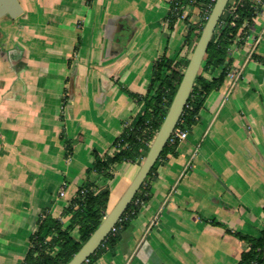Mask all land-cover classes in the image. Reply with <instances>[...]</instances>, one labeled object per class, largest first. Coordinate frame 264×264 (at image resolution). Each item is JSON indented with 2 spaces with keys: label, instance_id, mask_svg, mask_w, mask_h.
Instances as JSON below:
<instances>
[{
  "label": "crops",
  "instance_id": "crops-1",
  "mask_svg": "<svg viewBox=\"0 0 264 264\" xmlns=\"http://www.w3.org/2000/svg\"><path fill=\"white\" fill-rule=\"evenodd\" d=\"M19 1L21 15L0 18V264H22L44 210L67 220L71 198L34 194L54 170L69 182L62 131L86 152L112 153L143 107L124 89L143 95L155 61L183 55L188 28L179 19L170 30V0ZM230 49L231 72L153 173L150 199L91 264H238L248 244L236 233L264 229V63L251 57H264V4ZM126 164L128 186L138 169Z\"/></svg>",
  "mask_w": 264,
  "mask_h": 264
},
{
  "label": "trees",
  "instance_id": "trees-1",
  "mask_svg": "<svg viewBox=\"0 0 264 264\" xmlns=\"http://www.w3.org/2000/svg\"><path fill=\"white\" fill-rule=\"evenodd\" d=\"M233 1L234 11L229 13L228 8ZM262 2L263 5L264 0ZM214 3L215 1L212 0L169 1L170 9L165 20L170 30L175 28V23L179 19H183L188 24L184 39L186 49L193 50L206 22V19L197 24L190 22L189 15H183L186 5L192 4L197 16L200 17L204 10L211 11ZM262 5H256L252 0L229 1L212 36L200 72L176 129L189 132L199 122V113L207 97L221 87L229 73L232 64L229 52L231 46L245 43L249 28L254 23ZM234 14L237 17L235 25H232L231 20ZM251 57L264 63V57L257 53H253ZM188 61V54L176 61L164 53L153 64L151 80L143 95L124 89L142 104V110L130 124L125 123L122 132L113 141L112 146L115 149L112 153L100 154L97 150L92 151L93 162L86 170L88 176L76 189L62 212V217L66 216L67 220L63 221L61 217H55L46 213L45 210L41 213L38 228L30 236L31 246L22 264H66L87 241L110 209L108 207L111 193L110 182L116 177L115 167L123 162L134 163L138 158L146 156L167 114ZM218 69L221 71L215 75ZM61 138L65 143V157L69 158L74 149V141L67 138L64 131L61 133ZM178 145V141L169 139L138 192L114 226L115 230H111L98 249L83 264H91L103 252L116 247L121 239L122 231L138 215L143 204L150 199L149 182L153 173L162 162L168 159L169 154L178 155L176 151ZM93 172L104 177L106 181L99 184L91 180L89 175ZM236 236L248 244L238 264H264V229L258 236L238 232Z\"/></svg>",
  "mask_w": 264,
  "mask_h": 264
},
{
  "label": "water",
  "instance_id": "water-1",
  "mask_svg": "<svg viewBox=\"0 0 264 264\" xmlns=\"http://www.w3.org/2000/svg\"><path fill=\"white\" fill-rule=\"evenodd\" d=\"M229 1L230 0H215L202 28L200 37L189 57L188 64L183 71L182 79L167 114L157 130L137 173L128 184L117 203L107 211L100 225L66 264H83L88 257L98 249L103 240L120 220L127 206L138 192L155 162L158 160L180 121L194 87L195 80L205 59L212 36ZM23 11V7L19 0H0V18L6 15L11 18H16L21 15Z\"/></svg>",
  "mask_w": 264,
  "mask_h": 264
},
{
  "label": "rangeland",
  "instance_id": "rangeland-1",
  "mask_svg": "<svg viewBox=\"0 0 264 264\" xmlns=\"http://www.w3.org/2000/svg\"><path fill=\"white\" fill-rule=\"evenodd\" d=\"M253 3H256V2H253ZM258 5H262V2L258 3ZM183 15H189V21L195 24L200 23V21H204L205 19L204 14H202V16L200 17L197 16V13L195 12L194 6H192V4L186 5ZM126 33H127V30L125 29L123 33H121L122 35H119V37L121 38L125 37ZM192 51L193 50H188L184 48L183 55L176 58V61L181 59V57L186 54H188L190 57ZM132 120L133 118L130 119L129 122H126V123L130 124ZM74 147L75 148L73 149L72 155L75 156V161L71 165L69 172H67V179L69 181L68 183H66L67 185L66 184H65L66 186L63 185L64 175L62 174V172H60L59 170L58 171L54 170L47 176V180H45L46 182L45 187L42 190L40 187V191H37V190L34 191L35 197L43 194L45 197L48 196L49 198L56 200V202L60 204H64L67 200L71 198L74 188L78 186V183H81L85 175V170L83 168L85 165H88L90 163V158H92L91 152L93 151L91 150V151L86 152L84 150L83 144H81L79 147H77V145ZM114 149L115 147H113V150ZM143 159L144 157H140L137 159L136 162H134L133 167L135 168V170L139 169L141 163L143 162ZM126 163H132V162H123V163L118 164L115 167V175L117 179H116L114 186L111 188L110 199L108 203V207L110 209L117 203L119 198L122 196L123 192L125 191V187L127 186V183L129 181V178H130L129 166L130 165ZM105 181L106 179L104 177H99L98 183L103 184ZM62 190L64 191L63 195L60 194ZM45 212L47 213V211Z\"/></svg>",
  "mask_w": 264,
  "mask_h": 264
},
{
  "label": "built area",
  "instance_id": "built-area-1",
  "mask_svg": "<svg viewBox=\"0 0 264 264\" xmlns=\"http://www.w3.org/2000/svg\"><path fill=\"white\" fill-rule=\"evenodd\" d=\"M215 1V0H212ZM253 2L261 3L262 0H252ZM255 3V4H256ZM263 3V2H262ZM234 1L231 3V6L228 8V12L231 13L234 11ZM212 9V8H211ZM207 12V13H206ZM210 11H208V9L204 10V15H205V19H207L208 15H209ZM237 17V15H233V19L231 20V24L235 25V18ZM224 23V22H222ZM248 34V33H247ZM247 37V36H246ZM230 54H231V49H230ZM229 72H231V69L229 70ZM188 131L187 130H182V129H175L174 132L172 133L170 139H172L173 141H178L179 143L182 142L183 140H185L188 136ZM64 194V191H61V195ZM139 202V199L137 200V203ZM113 231L115 230V228L113 227L112 229Z\"/></svg>",
  "mask_w": 264,
  "mask_h": 264
}]
</instances>
